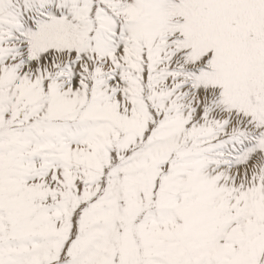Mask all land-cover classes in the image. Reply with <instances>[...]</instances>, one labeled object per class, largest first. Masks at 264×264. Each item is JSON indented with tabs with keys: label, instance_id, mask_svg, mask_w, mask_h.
Returning a JSON list of instances; mask_svg holds the SVG:
<instances>
[{
	"label": "snow or ice",
	"instance_id": "obj_1",
	"mask_svg": "<svg viewBox=\"0 0 264 264\" xmlns=\"http://www.w3.org/2000/svg\"><path fill=\"white\" fill-rule=\"evenodd\" d=\"M0 264H264V0H0Z\"/></svg>",
	"mask_w": 264,
	"mask_h": 264
}]
</instances>
